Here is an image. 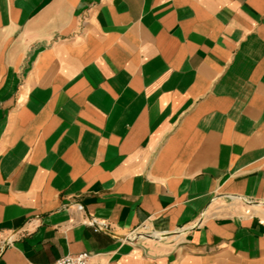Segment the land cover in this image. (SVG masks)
Returning a JSON list of instances; mask_svg holds the SVG:
<instances>
[{
    "label": "crops",
    "instance_id": "0c3cea01",
    "mask_svg": "<svg viewBox=\"0 0 264 264\" xmlns=\"http://www.w3.org/2000/svg\"><path fill=\"white\" fill-rule=\"evenodd\" d=\"M83 252L264 264V0H0V264Z\"/></svg>",
    "mask_w": 264,
    "mask_h": 264
},
{
    "label": "built area",
    "instance_id": "2783aa9c",
    "mask_svg": "<svg viewBox=\"0 0 264 264\" xmlns=\"http://www.w3.org/2000/svg\"><path fill=\"white\" fill-rule=\"evenodd\" d=\"M228 199H238V200H243L242 197H236V196H231V195H227ZM89 224L94 227L95 231H103L106 230V225L102 224V223H97L95 220H90ZM135 234L133 235V233L131 234L130 237H127L129 239H133L135 238ZM140 236H144V237H152L155 238L156 240L162 239L163 237H165V235H157L154 233H142L140 234ZM52 264H97L93 261V256L87 252H83V253H79L77 255H67L64 256L58 260H56L54 263Z\"/></svg>",
    "mask_w": 264,
    "mask_h": 264
}]
</instances>
